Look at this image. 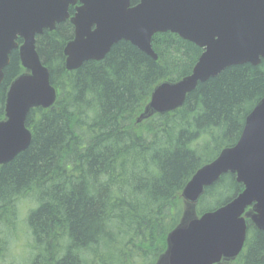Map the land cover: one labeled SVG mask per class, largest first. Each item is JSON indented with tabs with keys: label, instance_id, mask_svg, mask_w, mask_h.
Masks as SVG:
<instances>
[{
	"label": "trees",
	"instance_id": "obj_1",
	"mask_svg": "<svg viewBox=\"0 0 264 264\" xmlns=\"http://www.w3.org/2000/svg\"><path fill=\"white\" fill-rule=\"evenodd\" d=\"M72 34L65 20L35 39L56 99L29 109L28 146L0 164V257L27 199L33 202L25 217L28 264H155L183 215L182 188L237 141L264 94V58L228 66L198 82L178 108L137 121L152 89L188 74L202 48L156 33L157 59L119 40L101 59L68 70L63 47ZM22 71L14 49L0 83V119L6 88ZM242 188L234 174H222L204 188L196 214ZM224 264H264V230L247 220L241 252Z\"/></svg>",
	"mask_w": 264,
	"mask_h": 264
},
{
	"label": "water",
	"instance_id": "obj_2",
	"mask_svg": "<svg viewBox=\"0 0 264 264\" xmlns=\"http://www.w3.org/2000/svg\"><path fill=\"white\" fill-rule=\"evenodd\" d=\"M76 1L80 4L69 17L68 6ZM68 17L74 36L64 47L67 69L101 59L119 40L156 59L151 37L158 32L176 33L202 48L189 74L153 88L137 121L181 106L198 82L228 66L257 65L264 58V0H139L135 5L130 0H0V83L12 50H18L25 69L6 90L0 164L28 146L31 135L24 126L28 109L49 107L56 99L48 68L36 52L35 36ZM17 38L22 39L19 45ZM227 172L235 174L243 189L197 217L193 207L204 188ZM181 196L183 215L168 232L166 250L156 264H217L240 252L246 219L264 230V94L245 116L235 144L198 168Z\"/></svg>",
	"mask_w": 264,
	"mask_h": 264
},
{
	"label": "rangeland",
	"instance_id": "obj_3",
	"mask_svg": "<svg viewBox=\"0 0 264 264\" xmlns=\"http://www.w3.org/2000/svg\"><path fill=\"white\" fill-rule=\"evenodd\" d=\"M33 206L30 200H24L19 203L18 229L16 235L9 241L8 250L0 257V264H28V232L25 225V217L29 209ZM185 208V203L183 204ZM194 212H195V206Z\"/></svg>",
	"mask_w": 264,
	"mask_h": 264
},
{
	"label": "flooded vegetation",
	"instance_id": "obj_4",
	"mask_svg": "<svg viewBox=\"0 0 264 264\" xmlns=\"http://www.w3.org/2000/svg\"><path fill=\"white\" fill-rule=\"evenodd\" d=\"M78 4H79L78 2H75L74 5H70V6L68 7V11L70 12L71 10H74V9H75V6L78 5Z\"/></svg>",
	"mask_w": 264,
	"mask_h": 264
}]
</instances>
